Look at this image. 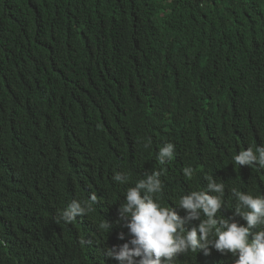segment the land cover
Wrapping results in <instances>:
<instances>
[{
	"label": "trees",
	"instance_id": "trees-1",
	"mask_svg": "<svg viewBox=\"0 0 264 264\" xmlns=\"http://www.w3.org/2000/svg\"><path fill=\"white\" fill-rule=\"evenodd\" d=\"M260 145L264 0H0V264H108L123 195L154 170L161 206L211 176L217 218L243 224L231 190L264 196V168L233 156ZM76 199L90 210L59 220ZM227 259L209 246L172 264Z\"/></svg>",
	"mask_w": 264,
	"mask_h": 264
},
{
	"label": "clouds",
	"instance_id": "clouds-1",
	"mask_svg": "<svg viewBox=\"0 0 264 264\" xmlns=\"http://www.w3.org/2000/svg\"><path fill=\"white\" fill-rule=\"evenodd\" d=\"M118 89V85H111ZM175 146L171 142L159 147L156 159L160 165L173 159ZM236 165L264 168V145L247 147L233 156ZM191 178L193 169L183 168ZM163 169L146 172L144 178L125 191L123 203L118 208V223L127 229V242L105 247L108 264H172L173 258L187 250H203L209 246L221 254H231L226 264H264V196H253L236 188L231 190L236 200L234 215L245 223L232 218H217L222 208L225 185L211 176L206 177V190H194L179 199L178 207H164L154 198L162 190L160 176ZM113 180L124 184L129 177L116 172ZM214 193V194H213ZM95 202L96 195L90 197ZM184 211L181 216L176 210ZM87 201L73 200L59 214V220L71 223L77 216L89 211ZM204 217L202 219L201 217ZM199 221L190 228L185 225ZM102 227L110 229L105 222ZM125 233L118 239L125 240Z\"/></svg>",
	"mask_w": 264,
	"mask_h": 264
}]
</instances>
